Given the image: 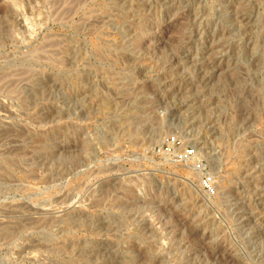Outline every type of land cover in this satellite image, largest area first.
I'll use <instances>...</instances> for the list:
<instances>
[{
    "label": "rangeland",
    "instance_id": "obj_1",
    "mask_svg": "<svg viewBox=\"0 0 264 264\" xmlns=\"http://www.w3.org/2000/svg\"><path fill=\"white\" fill-rule=\"evenodd\" d=\"M0 264H264V0H0Z\"/></svg>",
    "mask_w": 264,
    "mask_h": 264
}]
</instances>
